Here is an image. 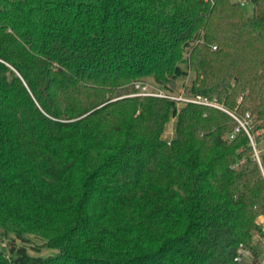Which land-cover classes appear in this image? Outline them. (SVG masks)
<instances>
[{
	"label": "trees",
	"instance_id": "1",
	"mask_svg": "<svg viewBox=\"0 0 264 264\" xmlns=\"http://www.w3.org/2000/svg\"><path fill=\"white\" fill-rule=\"evenodd\" d=\"M254 2L0 0V264H262ZM189 72L188 93L225 109L134 95Z\"/></svg>",
	"mask_w": 264,
	"mask_h": 264
},
{
	"label": "rangeland",
	"instance_id": "2",
	"mask_svg": "<svg viewBox=\"0 0 264 264\" xmlns=\"http://www.w3.org/2000/svg\"><path fill=\"white\" fill-rule=\"evenodd\" d=\"M244 10L247 13V15H252V13H253V7L252 6L244 7ZM186 57H187V54H186ZM182 65H183V67L187 68V63L186 62L182 63ZM194 77H195V74L193 72H189L188 76L181 77V78L177 79L176 80V85L177 86L173 90V93L175 95H179L181 93H185L186 95L187 94L189 95V93H188V89L189 88L188 87L191 86V83H192V80H193ZM139 81L144 82L145 84H147L153 90L156 89V88H165L162 85H160L158 82H156L155 79L152 78V77H146L144 79H140L138 81H135L134 86H135L136 82H139ZM135 89H136V86H135ZM194 96H197V95H193L191 97H194ZM201 96L206 98L208 100V102L211 103V104H208L209 107L225 109V107L222 104L218 103L216 99H210V98H208V97H206L204 95H201ZM183 104H185V103H177L178 107H181ZM244 117H245V119H243V121H245V123H247L248 125L254 122L253 121L254 120L253 119V115L250 112H247ZM176 122H177V118L176 117H172L171 120L166 125L165 132H164V138L167 141H170L171 139H173L175 137V134H176ZM263 133H264V130H260L259 132H257V134L253 135L254 137L252 138V144H253V147L255 149V155H256L257 152L260 155L261 151L264 150V136H263ZM256 135H259L261 137V140H260L259 143L256 141ZM263 222H264V220H263ZM30 237L32 238L33 236H30ZM9 240H10V237L8 235L1 234L0 235V247H5L8 250ZM34 241H35V239L33 238V243H34ZM17 242L19 244H21V242L19 240ZM33 243H27V245L29 247V253L31 255L47 256V255L56 253V251L54 249H49V248H45V249H43V251L41 253H37L31 248V245H34ZM261 260H262V264H264V250H263V255H262Z\"/></svg>",
	"mask_w": 264,
	"mask_h": 264
},
{
	"label": "built area",
	"instance_id": "3",
	"mask_svg": "<svg viewBox=\"0 0 264 264\" xmlns=\"http://www.w3.org/2000/svg\"><path fill=\"white\" fill-rule=\"evenodd\" d=\"M254 1L255 0H234V2H238L242 7L252 6L253 9H254V5H255ZM214 48L216 49V46H214ZM135 86H136V93H134V95L167 98V99L176 101L177 103L193 102V103L205 104V105L211 104L208 102V100L206 98H204L201 95H197L194 97H191V96H193L191 94L186 95L185 93L175 95L172 90L166 89V88H156L153 90L147 84H145L144 82H141V81L136 82ZM235 118L239 122L240 125L235 129L234 133L231 135V138H233L235 136V134L240 131V127H243L246 130H248L246 127L247 123H245V121L241 120L240 118H238L236 116H235ZM256 157L260 161V155L258 152L256 153ZM263 246H264V239H263ZM250 257H251L250 250L241 246L239 248L238 255L236 256L235 261H242V260L248 259Z\"/></svg>",
	"mask_w": 264,
	"mask_h": 264
},
{
	"label": "water",
	"instance_id": "4",
	"mask_svg": "<svg viewBox=\"0 0 264 264\" xmlns=\"http://www.w3.org/2000/svg\"><path fill=\"white\" fill-rule=\"evenodd\" d=\"M176 86H177V85H176V82H175V81H172V82H171V87H172L173 89H175Z\"/></svg>",
	"mask_w": 264,
	"mask_h": 264
},
{
	"label": "crops",
	"instance_id": "5",
	"mask_svg": "<svg viewBox=\"0 0 264 264\" xmlns=\"http://www.w3.org/2000/svg\"><path fill=\"white\" fill-rule=\"evenodd\" d=\"M261 220L263 221L264 219H263V218H261Z\"/></svg>",
	"mask_w": 264,
	"mask_h": 264
}]
</instances>
